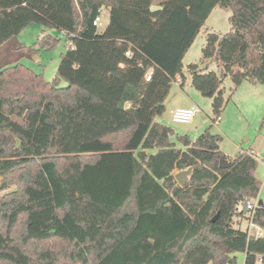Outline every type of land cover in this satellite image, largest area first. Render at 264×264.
<instances>
[{
	"label": "trees",
	"instance_id": "obj_1",
	"mask_svg": "<svg viewBox=\"0 0 264 264\" xmlns=\"http://www.w3.org/2000/svg\"><path fill=\"white\" fill-rule=\"evenodd\" d=\"M162 4L0 0V191L14 187L0 195V264H237L238 253L264 264V237L235 225L259 197L255 154L229 158L212 126L173 141L174 129L156 121L215 8L232 11L231 30L209 31L202 48L219 72L190 65L214 122L224 77L234 90L264 84V0ZM33 24L69 39L52 80L22 62L59 40L44 30L30 47L18 42ZM188 168L181 186L176 174ZM252 219L264 229V205Z\"/></svg>",
	"mask_w": 264,
	"mask_h": 264
},
{
	"label": "rangeland",
	"instance_id": "obj_2",
	"mask_svg": "<svg viewBox=\"0 0 264 264\" xmlns=\"http://www.w3.org/2000/svg\"><path fill=\"white\" fill-rule=\"evenodd\" d=\"M231 13V9L216 8L209 16L183 58L184 83L176 81L173 83L165 102L166 109L163 114L156 117V121L174 129L173 141L177 140L178 135H189L192 139H196L208 127L212 126L213 132L223 136L221 149L229 158L235 159L242 153L253 152L258 160L255 176L261 183L258 199L263 200L264 205V84L245 81L234 90L231 78L224 77L221 88L224 91L226 105L217 122H214L217 116L213 111V99L203 96L192 84L190 65L193 63L198 64L205 71L219 72L217 62L203 60L202 48L209 31L225 34L231 30L232 26L229 21ZM108 19V12L105 11L101 25L98 26L100 31L105 29ZM42 29L46 30V34L57 35L58 42L50 49L38 45L39 50L31 53L29 57H25L22 62L35 71L42 72L46 79L52 80L56 76L62 53L66 52L70 46L69 39L54 28L33 24L23 29L17 36V41L30 47L43 35ZM66 84L67 82L64 80L61 82V85ZM187 104H196L199 107L193 120L190 123L174 122L171 110ZM13 189L14 187H11L8 190L0 191V195ZM235 225L247 229L248 222L243 221L241 225ZM253 231L254 229L251 228V232ZM244 262L245 254L238 253L237 264H244Z\"/></svg>",
	"mask_w": 264,
	"mask_h": 264
},
{
	"label": "built area",
	"instance_id": "obj_3",
	"mask_svg": "<svg viewBox=\"0 0 264 264\" xmlns=\"http://www.w3.org/2000/svg\"><path fill=\"white\" fill-rule=\"evenodd\" d=\"M93 23L96 26H100L101 16H98ZM150 78H151L150 75H147L146 80L149 81ZM180 81L181 78L178 76L176 82H180ZM198 111H199V107L196 104H192L188 107H178L172 109L171 115L174 122L190 123L195 117V115L198 113ZM258 207H260L259 199H251L248 200L246 203V208L251 216L250 219L247 220L248 222L247 231H248V235L254 238L264 237V229L260 225L255 223L252 219V216ZM251 228L254 229L253 232H251ZM257 262L258 263L262 262V256L258 257Z\"/></svg>",
	"mask_w": 264,
	"mask_h": 264
},
{
	"label": "water",
	"instance_id": "obj_4",
	"mask_svg": "<svg viewBox=\"0 0 264 264\" xmlns=\"http://www.w3.org/2000/svg\"><path fill=\"white\" fill-rule=\"evenodd\" d=\"M160 9H162V6H160V5H152V6H151V10H152V11L160 10ZM70 38H72V37H70ZM227 164H228V161L225 160V159H223V160L221 161L220 167L224 168V167L227 166ZM190 173H191V168H188V169H186V170H181V171H179V172L176 174V179H177V181L179 182V184H180L181 186H184V185L187 183V181H188V177H189V174H190ZM2 180H3V177L0 176V186H1V184H2ZM259 204H260V206H262V205H263V200H259ZM215 219H216V218H214V220H215Z\"/></svg>",
	"mask_w": 264,
	"mask_h": 264
},
{
	"label": "crops",
	"instance_id": "obj_5",
	"mask_svg": "<svg viewBox=\"0 0 264 264\" xmlns=\"http://www.w3.org/2000/svg\"><path fill=\"white\" fill-rule=\"evenodd\" d=\"M164 1H165V0H154V5H160V6L163 7V4H162V3H163ZM215 9H216V8H215ZM215 9H214V10H215ZM214 10H213V11H214ZM105 11L108 12V18H110V12H109V9L104 8V9L102 10L101 15H100V16H101V19H102L103 13H104ZM213 11H212V13H213ZM212 13H211V14H212ZM210 16H211V15H210ZM108 22H109V19H108ZM44 30H45V29H42V31H44ZM22 31H23V30H22ZM22 31H21V32H22ZM21 32H20V33H21ZM45 32H46V30H45ZM23 44H25V43H23ZM25 45H26V44H25ZM190 105H192V104H187V105L182 106V107H188V106H190ZM243 221H246V222H247V220H244V219H243V220H241V221L238 223V225H241Z\"/></svg>",
	"mask_w": 264,
	"mask_h": 264
}]
</instances>
